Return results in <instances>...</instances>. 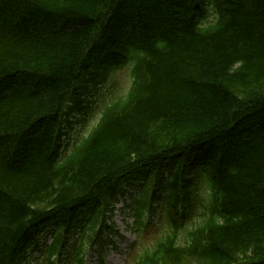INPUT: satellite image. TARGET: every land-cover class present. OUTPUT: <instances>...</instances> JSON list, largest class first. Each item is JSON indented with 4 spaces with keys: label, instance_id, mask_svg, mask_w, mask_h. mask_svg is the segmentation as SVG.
I'll return each instance as SVG.
<instances>
[{
    "label": "trees",
    "instance_id": "16d2710c",
    "mask_svg": "<svg viewBox=\"0 0 264 264\" xmlns=\"http://www.w3.org/2000/svg\"><path fill=\"white\" fill-rule=\"evenodd\" d=\"M119 202L166 224L131 264H264V0H0V264H87Z\"/></svg>",
    "mask_w": 264,
    "mask_h": 264
},
{
    "label": "rangeland",
    "instance_id": "374dc122",
    "mask_svg": "<svg viewBox=\"0 0 264 264\" xmlns=\"http://www.w3.org/2000/svg\"><path fill=\"white\" fill-rule=\"evenodd\" d=\"M131 66L133 60H130ZM128 62V63H129ZM130 70L129 66H123L122 68L114 72L113 78L110 82L102 89L104 98L94 113H92L84 123L74 124L71 130L68 131L64 142L67 143V148L72 147L79 139L87 133V131L95 124L100 115V108L103 106V101H108L119 95H125L130 86ZM128 202V201H127ZM123 202H119L116 207L115 214L112 220L117 224L119 230L115 240L114 247H108L103 252L104 264H128L131 257L136 253L143 251L146 247L151 246L156 239H158L166 227L160 221L155 222L154 218L150 221L144 231L137 232L134 229L133 217L128 213L125 214L122 210ZM154 222V223H153ZM181 235H184L181 233ZM183 240V236L180 237ZM100 253L93 247L88 254L87 264H99ZM129 261V262H128ZM164 264H168L165 262Z\"/></svg>",
    "mask_w": 264,
    "mask_h": 264
}]
</instances>
